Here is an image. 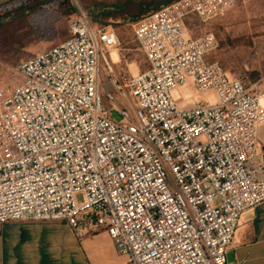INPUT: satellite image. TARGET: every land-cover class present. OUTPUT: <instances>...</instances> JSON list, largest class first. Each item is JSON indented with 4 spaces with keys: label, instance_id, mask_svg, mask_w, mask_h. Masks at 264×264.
Instances as JSON below:
<instances>
[{
    "label": "built area",
    "instance_id": "1",
    "mask_svg": "<svg viewBox=\"0 0 264 264\" xmlns=\"http://www.w3.org/2000/svg\"><path fill=\"white\" fill-rule=\"evenodd\" d=\"M236 3L142 16L147 67L124 78L99 77L117 34L77 10L66 39L20 61V82L0 76V224L103 231L130 264H227L242 214L264 201V89L209 60L216 38L186 20Z\"/></svg>",
    "mask_w": 264,
    "mask_h": 264
},
{
    "label": "rangeland",
    "instance_id": "2",
    "mask_svg": "<svg viewBox=\"0 0 264 264\" xmlns=\"http://www.w3.org/2000/svg\"><path fill=\"white\" fill-rule=\"evenodd\" d=\"M164 1L167 0H15L1 6L0 76L5 81L20 82L22 76L16 70L20 61L66 39L68 16L77 10L88 16L91 12L92 22L110 25L117 34L118 43L106 54L107 63L102 60L99 77L134 75L147 67L134 37V24ZM105 11H110V16L104 17ZM186 27L193 36L213 33L217 48L208 59L218 62L247 88L264 89V0H237L224 15L207 21L188 17ZM112 116L117 118L114 112Z\"/></svg>",
    "mask_w": 264,
    "mask_h": 264
},
{
    "label": "crops",
    "instance_id": "3",
    "mask_svg": "<svg viewBox=\"0 0 264 264\" xmlns=\"http://www.w3.org/2000/svg\"><path fill=\"white\" fill-rule=\"evenodd\" d=\"M11 0H0V5ZM264 151V123L258 128ZM227 264H264V201L242 214ZM0 264H130L103 232L78 239L60 221L0 224Z\"/></svg>",
    "mask_w": 264,
    "mask_h": 264
},
{
    "label": "trees",
    "instance_id": "4",
    "mask_svg": "<svg viewBox=\"0 0 264 264\" xmlns=\"http://www.w3.org/2000/svg\"><path fill=\"white\" fill-rule=\"evenodd\" d=\"M13 1H15V0L8 1V2H6V3L2 4V5H0V7L6 5V4L10 3V2H13ZM28 1H29V0H28ZM173 1H175V0H173ZM173 1H172V0H167V1H164V2H162V3H157V4H155V6H154V8H155L154 10H157V9L161 8L162 6H165V5H167V4H169V3L173 2ZM154 10H151V11H154ZM151 11H149V12H151ZM149 12H147V13H149ZM147 13H146V14H147ZM110 14H111L110 11H105L104 14H103V12H102V15H103L104 17H108V16H110ZM146 14H144V15H146ZM144 15H142V16H144ZM89 16L92 17V13H91V12H89ZM142 16H141V17H142ZM90 17H89V18H90ZM92 18H93V17H92ZM139 19H140V18H139ZM139 19H138V20H139ZM90 20H91V18H90ZM138 20H137V21H138ZM91 21H92V20H91ZM68 36H69V33H68Z\"/></svg>",
    "mask_w": 264,
    "mask_h": 264
},
{
    "label": "bare ground",
    "instance_id": "5",
    "mask_svg": "<svg viewBox=\"0 0 264 264\" xmlns=\"http://www.w3.org/2000/svg\"><path fill=\"white\" fill-rule=\"evenodd\" d=\"M113 54H114V53L112 52V53H111V57L113 56ZM111 59H112V58H111ZM112 61H113V60H112ZM113 62H114V61H113Z\"/></svg>",
    "mask_w": 264,
    "mask_h": 264
}]
</instances>
